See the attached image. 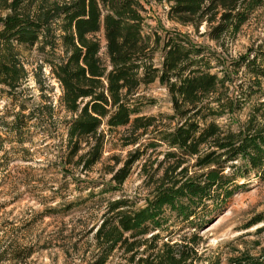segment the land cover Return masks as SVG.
<instances>
[{"label": "trees", "instance_id": "1", "mask_svg": "<svg viewBox=\"0 0 264 264\" xmlns=\"http://www.w3.org/2000/svg\"><path fill=\"white\" fill-rule=\"evenodd\" d=\"M155 1L167 3V17L174 22L191 25L196 32L205 24L208 38L218 44L234 38L254 9L264 4ZM0 10L6 11L0 16V43L5 46L0 51V83L13 87L20 78L13 43L32 46L40 41L41 48L54 49L61 41L63 56L46 61L61 88L60 104L70 113L65 120L68 164L85 172L100 161L102 125L127 126L125 145L148 135L141 150L131 152L117 169H108L109 186L99 193L119 190L148 149L164 147L153 172L146 170L145 162L141 165L153 186L144 204L137 206L126 197L106 200L93 235L96 253L88 264H105L115 249L129 254V262L135 264H192L199 236L193 235L179 249L176 243L163 242L154 252L160 232L168 233L175 222L192 223L216 211L240 185L237 176L251 171L264 175V101L253 104L238 130L223 129L215 121L242 110L262 92L264 37L226 61L181 32L145 33L140 0H0ZM56 22L61 34L55 36L50 33ZM158 50L162 59L156 64ZM239 72L248 78L237 79ZM156 80L168 91L172 113L143 115L138 90ZM24 124L22 120V128ZM260 221L264 213L247 227ZM228 264H264V247L257 255L241 251Z\"/></svg>", "mask_w": 264, "mask_h": 264}, {"label": "rangeland", "instance_id": "2", "mask_svg": "<svg viewBox=\"0 0 264 264\" xmlns=\"http://www.w3.org/2000/svg\"><path fill=\"white\" fill-rule=\"evenodd\" d=\"M140 2L144 8L145 33L181 32L226 61L237 58L264 37V4L254 9L234 38L218 44L208 38L205 24L196 32L191 25L168 19L167 3ZM5 13L0 10V16ZM58 24H52L50 34H61ZM56 42L54 49L41 48L40 41L32 46L13 43L20 78L13 87L0 83V264H88L96 253L93 235L101 222L106 200L126 197L137 206L144 204L153 186L141 165L145 162L151 173L162 158L164 147L148 149L132 165L119 190L99 193L109 186L108 169L120 167L131 152L142 149L148 137L139 136L136 144L125 145L130 134L127 126L108 129L102 125L104 143L99 162L84 172L65 161V120L70 113L60 104L61 88L46 61L63 56L61 41ZM1 48L5 46L0 43V51ZM161 59L158 50L154 62L159 64ZM247 76L239 72L236 78ZM262 81V92L252 96L242 110L215 118L223 129L238 130L248 119L253 104L264 101V78ZM137 95L142 101L143 115L172 113L168 91L157 80L141 86ZM16 117H19L17 124ZM235 180L240 185L216 211L193 219L192 223L175 222L168 233L161 231L154 252L162 248L163 242L176 243L179 249L197 235L199 239L193 244L197 257L192 264H228L229 258L241 251L257 255L264 247V221L247 226L264 213V175L251 171ZM169 216L171 222L173 217ZM148 252H142V256ZM128 256L115 249L105 264H135L129 262Z\"/></svg>", "mask_w": 264, "mask_h": 264}]
</instances>
